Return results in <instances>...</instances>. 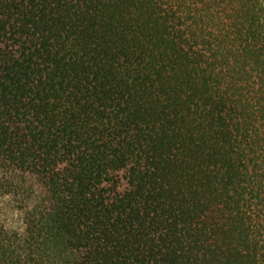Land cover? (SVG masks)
<instances>
[{
    "label": "trees",
    "instance_id": "trees-1",
    "mask_svg": "<svg viewBox=\"0 0 264 264\" xmlns=\"http://www.w3.org/2000/svg\"><path fill=\"white\" fill-rule=\"evenodd\" d=\"M0 264H264V0H0Z\"/></svg>",
    "mask_w": 264,
    "mask_h": 264
},
{
    "label": "rangeland",
    "instance_id": "rangeland-1",
    "mask_svg": "<svg viewBox=\"0 0 264 264\" xmlns=\"http://www.w3.org/2000/svg\"><path fill=\"white\" fill-rule=\"evenodd\" d=\"M0 218L10 227H20L18 213L14 210L9 199L0 192Z\"/></svg>",
    "mask_w": 264,
    "mask_h": 264
}]
</instances>
